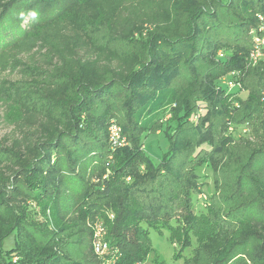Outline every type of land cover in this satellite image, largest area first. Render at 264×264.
Segmentation results:
<instances>
[{"label":"trees","instance_id":"1","mask_svg":"<svg viewBox=\"0 0 264 264\" xmlns=\"http://www.w3.org/2000/svg\"><path fill=\"white\" fill-rule=\"evenodd\" d=\"M261 14L264 0H0V264H102L87 220L110 264H142L164 230L182 264H264ZM160 130L153 164L142 137Z\"/></svg>","mask_w":264,"mask_h":264},{"label":"rangeland","instance_id":"2","mask_svg":"<svg viewBox=\"0 0 264 264\" xmlns=\"http://www.w3.org/2000/svg\"><path fill=\"white\" fill-rule=\"evenodd\" d=\"M262 15L264 14L257 15V19L259 16H262ZM25 24H27V19L22 23V26ZM95 42L98 45H101L106 42V38L100 32L98 33L97 40H95ZM1 78L9 80L11 81V83H21V80L16 73L11 74L7 71L2 74ZM229 78H230V75L226 76L225 78H222L221 83L224 84L222 85L227 89V91L236 93V91L238 90L239 94L243 95L244 94L243 91L238 89L237 86L233 83V81H230ZM111 122H114L118 125V122L115 119H111L108 123V126ZM237 130H238V137L244 136V138L248 140L252 138L250 134V129L248 126H238ZM10 131H11L10 124L8 123V121H6L5 106L0 101V142H2L4 138L9 135ZM142 142H143V150L145 154L150 158L153 164H158L163 158V155L167 153L169 149L168 137L163 130H160L159 132L144 135L142 137ZM200 203L198 202L199 205ZM26 211L27 213L30 212L32 218L34 219V221H36V223L42 224L46 222L45 218L42 217L38 213V211L34 209L32 205L30 206V208L26 209ZM97 224H99L97 221L91 222L89 220H87L85 223V228L89 230L92 234L91 245L93 244L94 240L96 241L95 236L97 235L96 234L97 231H99V228H98L99 226ZM100 230L102 232V229ZM103 234L104 232L101 233V237H103ZM149 238H150V241L153 247V252L147 257V259L142 264H153L152 262L153 258H156L158 263L165 262L166 264H182L184 257H187L190 253L189 250H185L181 252L179 258H174V256L178 254L179 248L176 244H173L168 240V232L166 230H164L162 234L160 235L157 234L156 232L150 231ZM14 242H15L14 236L13 235L8 236L2 241V244H1L2 250L3 251L10 250L11 248H13ZM93 254L94 256H96L98 260L99 259L101 260L102 264H110L109 262L110 258H107V255L105 254V252L97 253L95 252V249H93ZM251 258H252V254L250 255V257H248V260L246 261H250ZM16 261H17L16 257L12 259L13 263Z\"/></svg>","mask_w":264,"mask_h":264},{"label":"built area","instance_id":"3","mask_svg":"<svg viewBox=\"0 0 264 264\" xmlns=\"http://www.w3.org/2000/svg\"><path fill=\"white\" fill-rule=\"evenodd\" d=\"M259 26L255 32H253V46L249 53V60L251 64H256L257 60L264 56V15L258 17ZM108 141L110 148L112 150H115L119 147H123L126 145V142L124 140V137L122 136V131L120 126H118L116 123L111 122L108 126ZM99 228V231H97L96 241L94 242L93 246L95 249V252L97 253H103L105 252L107 246L106 243H104L101 240V228Z\"/></svg>","mask_w":264,"mask_h":264}]
</instances>
